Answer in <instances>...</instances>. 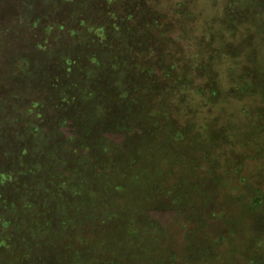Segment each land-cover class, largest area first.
<instances>
[{
	"label": "rangeland",
	"instance_id": "1",
	"mask_svg": "<svg viewBox=\"0 0 264 264\" xmlns=\"http://www.w3.org/2000/svg\"><path fill=\"white\" fill-rule=\"evenodd\" d=\"M228 4L0 0V264H264V0Z\"/></svg>",
	"mask_w": 264,
	"mask_h": 264
},
{
	"label": "trees",
	"instance_id": "2",
	"mask_svg": "<svg viewBox=\"0 0 264 264\" xmlns=\"http://www.w3.org/2000/svg\"><path fill=\"white\" fill-rule=\"evenodd\" d=\"M228 2H229V6L230 7H232V9L230 10V9H228V11L229 12H232L233 13V15L232 14H227L228 12L226 11V14L225 13H223V16L221 17V16H216V18L217 19H222L223 21H228V23H231V25L230 26H232V27H236V25H239L241 22H243L244 20H242L243 19V15L242 16H237V14H242V13H240V11H239V9L241 8V6H240V3H242L244 0H238L237 2H236V0H227ZM252 7H253V5H249L248 6V8H245L243 11H245L244 13L246 14L247 13V19L249 18V14L248 13H250V14H252ZM179 10H183V5L182 4H180L179 5ZM186 10H188V9H186ZM192 10L193 9H190L189 11H187L186 12V14H187V16H188V21H190V20H193L195 17H196V14L194 13V12H192ZM193 11H195V10H193ZM103 12H105V11H103ZM149 13H150V11H149ZM150 16H152V14H150ZM240 17V18H239ZM263 17H264V15H263ZM165 18H166V16H165ZM246 19V20H247ZM245 20V21H246ZM251 20V17L247 20L248 22ZM66 21V20H65ZM152 25L153 26H148V22H145L146 23V25L147 26H145V27H148L149 29L150 28H153L154 29V31H159V30H161V28H162V26H166L165 25V23H162L161 22V20L159 19V18H157V17H155V16H153L152 17ZM74 23H76V25L77 26H81V24L80 23H78L79 22V20H76V21H73ZM63 23H64V21H63ZM149 24H151V22H149ZM236 24V25H235ZM140 25H143V23H140ZM187 26H190V23L189 22H187ZM238 27V26H237ZM236 27V28H237ZM238 29H239V32L241 31L242 32V36H244L245 35V32H248L249 30H244V29H240V27H238ZM105 34V33H104ZM226 34H228V35H230L231 36V34H233V35H235V32L233 31H231L230 33H226ZM109 34H105V36H108ZM232 37V36H231ZM210 38H213V35L212 36H210ZM209 42V41H208ZM209 47H212V45L211 44H209V46H207L206 47V49L208 48L209 49ZM205 49V50H206Z\"/></svg>",
	"mask_w": 264,
	"mask_h": 264
}]
</instances>
